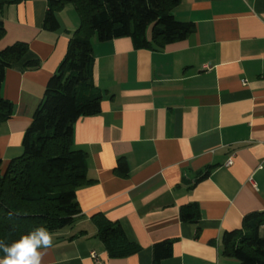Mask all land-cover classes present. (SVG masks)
<instances>
[{
	"label": "crops",
	"instance_id": "1",
	"mask_svg": "<svg viewBox=\"0 0 264 264\" xmlns=\"http://www.w3.org/2000/svg\"><path fill=\"white\" fill-rule=\"evenodd\" d=\"M47 8L48 0H21L0 9V49L28 45L2 81L13 105L0 123L2 168L22 152L23 134L80 25L67 3L56 11L59 28L46 30ZM173 15L193 31L161 50L136 49L129 37H92L100 111L80 117L72 132L73 147L86 152L89 182L76 190V221L52 233L42 264H152L153 244L165 239L174 242L173 254L160 264H236L223 254L224 232L264 211V0H181ZM31 60L38 65L28 66ZM119 159L126 175L116 169ZM190 203L199 209L197 224L180 220ZM94 213L118 222L139 251L108 257Z\"/></svg>",
	"mask_w": 264,
	"mask_h": 264
},
{
	"label": "trees",
	"instance_id": "2",
	"mask_svg": "<svg viewBox=\"0 0 264 264\" xmlns=\"http://www.w3.org/2000/svg\"><path fill=\"white\" fill-rule=\"evenodd\" d=\"M21 0H0V9ZM181 0H48L43 27L59 28L56 11L74 5L80 25L68 40L66 53L49 78L43 97L22 138V152L0 166V240L11 244L38 226L51 233L71 226L80 214L76 190L86 184V152L73 147V124L82 116L100 111L101 94L92 81V37L100 42L129 37L136 49L161 50L184 40L193 23L180 21L173 10ZM5 28L0 20V39ZM28 51L25 42L0 49V123L13 113V105L2 96L7 68ZM36 60L29 61L34 67ZM116 169L126 175L128 165L119 159ZM207 175V171L199 178ZM180 220L197 224L200 213L195 203L180 208ZM91 220L96 236L108 257L121 258L139 251L126 237L121 225L94 213ZM174 242L165 239L153 244L152 264L173 254ZM223 254L236 264H264V211L244 215L240 228L222 237ZM4 253L0 251V258Z\"/></svg>",
	"mask_w": 264,
	"mask_h": 264
},
{
	"label": "clouds",
	"instance_id": "3",
	"mask_svg": "<svg viewBox=\"0 0 264 264\" xmlns=\"http://www.w3.org/2000/svg\"><path fill=\"white\" fill-rule=\"evenodd\" d=\"M52 244L53 235L44 226L34 228L11 244L0 240V251L4 253L0 264H42Z\"/></svg>",
	"mask_w": 264,
	"mask_h": 264
},
{
	"label": "built area",
	"instance_id": "4",
	"mask_svg": "<svg viewBox=\"0 0 264 264\" xmlns=\"http://www.w3.org/2000/svg\"><path fill=\"white\" fill-rule=\"evenodd\" d=\"M230 163H231V160H228V161L226 162L227 165L230 164ZM91 257H92L97 263H100V260H99L97 254H96L95 252H91Z\"/></svg>",
	"mask_w": 264,
	"mask_h": 264
}]
</instances>
